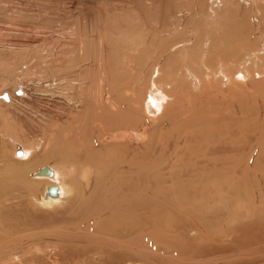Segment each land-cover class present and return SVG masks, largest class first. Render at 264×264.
Wrapping results in <instances>:
<instances>
[{"label":"rangeland","instance_id":"rangeland-1","mask_svg":"<svg viewBox=\"0 0 264 264\" xmlns=\"http://www.w3.org/2000/svg\"><path fill=\"white\" fill-rule=\"evenodd\" d=\"M0 109V264H264V0H0ZM26 147L74 165L57 204L10 173Z\"/></svg>","mask_w":264,"mask_h":264},{"label":"bare ground","instance_id":"bare-ground-1","mask_svg":"<svg viewBox=\"0 0 264 264\" xmlns=\"http://www.w3.org/2000/svg\"><path fill=\"white\" fill-rule=\"evenodd\" d=\"M229 6V5H228ZM228 9V8H227ZM164 30V29H163ZM198 31H200V29L198 30ZM203 31V30H202ZM208 31V30H207ZM205 35V34H204ZM209 35V34H208ZM211 35H213V34H211ZM76 40V39H75ZM77 43V42H76ZM164 43L165 42H163V45L161 46V47H165V45H164ZM69 44V43H68ZM141 44V43H140ZM150 44V43H149ZM245 44V43H244ZM67 45V44H66ZM83 45V44H82ZM146 45V44H145ZM160 45H161V43H160ZM210 45V44H209ZM69 46V45H68ZM151 46V45H150ZM152 46H153V41H152ZM152 46H151V48H152ZM39 47V46H38ZM70 47H71V45H70ZM155 46H153V48H154ZM218 47V46H217ZM40 48V47H39ZM150 47H149V50L151 49ZM247 48V47H246ZM42 49V48H41ZM68 49V48H67ZM71 49V48H70ZM74 49V48H73ZM78 49V48H77ZM147 49V48H146ZM163 49V48H162ZM75 50V49H74ZM144 50V49H143ZM142 50V51H143ZM165 52H167L166 51V48H164L163 49ZM260 50V49H259ZM56 52V51H55ZM148 52V51H147ZM41 53V52H40ZM76 53H78V52H76ZM149 53V52H148ZM34 54V53H33ZM55 54V53H54ZM59 54V53H58ZM145 54H147V53H145ZM144 54V55H145ZM51 55V54H50ZM34 56V55H33ZM67 56V55H66ZM79 56H82V55H79ZM144 57V56H143ZM16 58V57H15ZM81 58V57H80ZM260 58H262V57H260ZM74 59V58H73ZM83 60H84V58H82ZM148 59V58H147ZM177 59V60H176ZM174 58L173 60L175 61V63H174V65H172V62L170 63L171 64V66L169 65V69H170V75H169V77H171L172 75H174V74H176L175 72H176V70H177V66H179V62H176V61H179L178 60V58ZM263 59V58H262ZM21 60V59H20ZM82 60V61H83ZM54 62H55V60H53ZM160 61H161V59H160ZM170 61H172V59L170 60ZM173 61V62H174ZM37 62V61H36ZM59 63H60V61H58ZM57 62V63H58ZM73 62V61H72ZM56 62H55V66H57L56 64H57ZM61 63H63V61L61 62ZM69 63V62H68ZM160 63V62H159ZM159 63H157V64H159ZM177 63V64H176ZM262 63V62H261ZM65 64H66V62H65ZM81 64V63H80ZM155 65L154 67V69H153V73H152V78H150V86H149V88H148V92H150L149 90H151L152 88H154V90H153V92L152 93H150L149 95H148V99L147 100H150V102H152V105H154V106H156V104H157V109H159V110H161V109H163V110H165V109H167V107L169 106V101H170V98H171V96L172 95H170V91H168L166 88H164V85L162 84V82H161V80H162V74H160V71L157 69V66L158 65ZM4 65V64H3ZM53 65H54V63H53ZM63 65V64H62ZM75 65V64H74ZM79 65V64H78ZM78 65L76 64V66L78 67ZM177 65V66H176ZM261 65V64H260ZM52 66V65H51ZM55 66H54V69H57V68H55ZM64 66V65H63ZM66 66V65H65ZM69 66V65H68ZM175 66V67H174ZM62 67V66H61ZM51 68V67H50ZM58 68H59V66H58ZM79 68V67H78ZM176 68V69H175ZM53 69V70H54ZM63 69L64 70H67L68 71V69H66V67H63ZM70 69V68H69ZM80 69V68H79ZM96 69V68H95ZM71 70V69H70ZM21 71V70H20ZM47 71V70H46ZM57 72V71H56ZM59 72H61V71H59ZM69 72V71H68ZM88 72H89V70H88ZM36 73V72H35ZM34 73V74H35ZM42 73V72H41ZM51 73H52V71H51ZM55 73V72H54ZM71 73V72H70ZM69 73V74H70ZM24 74V73H23ZM37 74H38V72H37ZM48 74V73H47ZM56 75L57 74H59V73H55ZM156 74V76L153 78V76ZM43 75V74H42ZM53 75V74H52ZM61 75V73L59 74V77H62V76H60ZM63 76H66L67 77V74L66 75H64V74H62ZM132 75H133V73H132ZM16 76V75H15ZM58 76V75H57ZM95 76V75H94ZM134 76V75H133ZM160 76H161V79L159 80V78H160ZM175 77H176V75H174ZM178 76H179V74H178ZM177 76V77H178ZM48 77V76H47ZM74 77V76H73ZM168 77V76H167ZM176 77V78H177ZM37 78V77H36ZM68 78V80L70 79V78H72V77H67ZM12 79H13V77H12ZM11 78L10 79H7L8 81L9 80H12ZM15 79V78H14ZM13 79V80H14ZM19 79V78H18ZM56 79V78H55ZM55 79H53V82H54V80ZM60 79H63V77L62 78H60ZM77 79V78H76ZM130 79V78H129ZM133 79V78H132ZM17 80V79H16ZM15 80V81H16ZM45 80V79H44ZM43 80V81H44ZM50 81L52 80V79H49ZM59 80V79H58ZM63 80H65V78L63 79ZM61 81V82H63L64 83V81ZM67 80V79H66ZM78 80V79H77ZM76 80V81H77ZM159 80V81H158ZM180 80V79H179ZM42 81V80H41ZM57 83L56 84H58V86H59V82L57 81V80H55ZM79 81V80H78ZM134 81H135V79H134ZM178 81V80H177ZM36 82V81H35ZM52 82V81H51ZM52 82V83H53ZM71 82V81H70ZM120 82V81H119ZM182 82V81H181ZM180 82V85L183 83H181ZM39 83V82H38ZM47 83V82H46ZM55 83V82H54ZM68 84H69V82H67ZM72 83H74L73 81H72ZM93 83V82H92ZM112 83V82H111ZM131 83V82H130ZM6 84V83H5ZM35 84V83H34ZM49 83H47V85H48ZM51 84V83H50ZM66 84V83H65ZM65 84H64V86H65ZM77 84H78V82H77ZM177 84L179 85V83L177 82ZM40 85H41V83H40ZM39 85V86H40ZM55 84H53L52 85V89H53V86H54ZM69 85H72L73 86V84H69ZM105 85V84H104ZM112 85V84H111ZM168 85H174L171 81H169L168 82ZM178 85H176V86H178ZM46 86V85H45ZM50 86V85H49ZM48 86V87H49ZM57 86V85H56ZM63 85H62V87L63 88H65ZM92 86V85H91ZM103 86V85H102ZM130 86H132V85H130ZM184 86V85H183ZM47 87V86H46ZM45 87V88H46ZM60 87V86H59ZM104 87V86H103ZM111 87V86H110ZM41 88V87H40ZM50 88V87H49ZM55 88V87H54ZM68 88V87H67ZM74 88H76V89H79V87L77 86V87H75L74 86ZM107 88V87H106ZM170 88H172L171 90H173V89H176V88H173V87H170ZM179 88V87H178ZM92 89H93V87H92ZM102 89H104V88H102ZM51 90V89H50ZM54 90V89H53ZM59 90V89H58ZM80 90V89H79ZM113 90H116V89H112V90H106V89H104L103 91H99L101 94L100 95H102V96H100L101 98H100V101L102 100L103 102H102V104L103 105H107L108 107H109V110H110V112L111 113H109V110L108 109H106V110H108V112L106 113V112H104L103 111V116H106L107 114H110V115H119V114H121L122 112H124V110H125V108H123V110H122V106H119V105H117L118 103H120V102H117L116 100L118 99H115L114 98V96H112V92H113ZM177 90V91H176ZM175 91L176 92H178V93H180V88L179 89H176ZM181 90H182V88H181ZM17 91V90H16ZM54 91H56V88H55V90ZM61 92H62V90H60ZM81 91V90H80ZM78 92L77 91V96L79 97L80 95H78V93H80V94H82L83 95V93L82 92ZM93 91H94V89H93ZM120 91V90H119ZM48 92V91H47ZM65 92V91H64ZM111 92V93H110ZM125 93V92H124ZM128 93V92H127ZM59 94H61V93H59ZM120 94V93H119ZM123 94V93H122ZM121 94V95H122ZM64 95H65V93H64ZM91 95V94H90ZM96 95V94H95ZM99 95V94H98ZM114 95H117V93H114ZM135 95V94H134ZM134 95H133V98H132V100L135 98L134 97ZM179 94H177V96H178ZM66 96H67V94H66ZM85 96V95H84ZM123 96V95H122ZM77 97V98H78ZM86 97V96H85ZM103 97H104V99H103ZM136 97H137V95H136ZM174 97V96H173ZM172 97V98H173ZM15 98V97H14ZM82 98V97H81ZM81 98H78V100L81 102L82 101V99L83 100H85L84 99V97L81 99ZM88 97H86V99H87ZM98 98V97H97ZM96 98V99H97ZM172 98H171V102L173 101L172 100ZM12 99V98H11ZM10 99V100H11ZM70 99V98H69ZM75 99H76V97H75ZM136 99V98H135ZM87 100H89V99H87ZM86 100V101H87ZM99 100V99H98ZM119 100V99H118ZM127 100V99H126ZM147 100H144V104L147 102ZM12 101V100H11ZM75 101V100H74ZM73 101V102H74ZM135 102H138V101H136V100H134ZM73 102H72V105H73ZM80 102H78L77 103V107H78V104L80 103ZM83 102V101H82ZM128 102V101H127ZM135 102L133 103V104H135ZM9 103V102H8ZM11 103V102H10ZM84 103V102H83ZM123 103V102H122ZM12 104V103H11ZM75 104H76V102H75ZM81 104V103H80ZM84 104H87V103H84ZM124 104H125V102H124ZM139 104L140 103H138V106H139ZM82 105V104H81ZM100 105V104H99ZM76 106V105H75ZM126 106V105H125ZM136 106V105H135ZM73 107V106H72ZM104 107V106H103ZM128 107V106H127ZM137 107V106H136ZM146 107H147V109L148 110H150V108H149V103H146ZM84 108V107H83ZM105 108H107L106 106H105ZM105 108H103V109H105ZM79 109H80V106H79ZM131 109V108H130ZM135 108H133V110H134ZM137 109V108H136ZM138 109L141 111H143L144 113L146 112V113H149V111L146 109V108H139L138 107ZM72 110V109H71ZM129 110V109H128ZM138 110V111H139ZM5 110H3L2 111V109H0V117L1 118H3V117H5V116H7V114H5V112H4ZM126 111V110H125ZM135 111V110H134ZM137 112V111H136ZM128 113V112H127ZM124 114V113H123ZM128 117V116H127ZM85 120V119H84ZM133 120V119H132ZM109 123V122H108ZM107 123V124H108ZM136 122H134V125H133V129H132V132H128V131H125V132H120V133H115L116 131H115V129H114V126H111V128H110V130L109 131H106L105 133H104V139L103 140H105L104 141V143L106 142L108 145L109 144H111V145H114L115 143H117V142H122V143H128L129 144V142L130 141H132V140H134V139H136V137H135V134H138V136L139 137H144V132L143 131H140V130H138V128H137V126H136ZM130 125H132L131 123H130ZM128 127H130V126H128ZM97 134V133H96ZM65 139V138H64ZM66 141V140H65ZM102 144V143H101ZM63 149H66V148H63ZM24 151L23 152H25L24 154V158L26 157V158H29L30 157V154H31V158H30V160H29V162L28 163H24L25 162V160L27 161V159H21V160H16V159H14V163H15V165L16 166H13V168H11V174L14 176V177H16V178H19V179H22L25 175L27 176V178H25L26 179V183L28 184V192H30L31 194H33L34 195V193H36L37 195H38V199L37 200H40L41 201V204L42 205H44V206H51V205H54V204H57L58 202H60L61 201V199L63 198V197H66L65 195H67L68 193H71L72 192V190L70 189V187H68L67 186V184L66 183H62L61 181H59V177H65L66 175H68V174H71L72 175V173L74 172V165H72L71 164V160L70 159H68L66 156H61L60 154H59V152H54L53 153V157H51V158H60V159H62L63 161H64V167H59L57 164L55 165V164H53V163H51V162H46V163H44V164H41V163H38V164H41V165H39V166H37L35 169H33V170H30L29 171V167L30 166H32V165H35L36 164V161H39L40 162V160H37V157H38V155L36 154V152H35V149H31V148H24L23 149ZM45 154H48V153H45ZM14 155H15V153H14ZM37 155V156H36ZM48 156V155H47ZM51 156V155H50ZM43 157V156H42ZM45 157V156H44ZM14 158V157H13ZM49 158V157H48ZM44 159V158H43ZM42 159V160H43ZM23 160H24V162H23ZM49 160H52V159H49ZM126 163V162H125ZM129 163H131V162H129ZM121 164L122 163H119L118 165H119V167H122V169H124L125 167H123V164H122V166H121ZM19 165V166H18ZM118 165H117V167H118ZM24 166H26V167H28V168H24ZM131 166V165H130ZM133 167V166H132ZM130 168V167H129ZM133 171V170H132ZM75 174V173H74ZM83 175H85V173L83 174ZM83 180V179H82ZM85 180V179H84ZM90 181V180H89ZM72 186V185H71ZM39 187H42V192H40V190H38V188ZM36 196V195H35ZM144 204V203H143ZM139 205L141 206V203H139ZM135 206V205H134ZM131 208V207H130ZM112 218V217H111ZM98 223V222H97ZM98 225V224H97ZM101 225V224H100ZM101 227H102V225H101ZM114 227V226H113ZM105 229H106V227H104ZM104 228H102V229H104ZM107 228H111V227H107ZM123 229V223H122V225H120V226H118V227H116V229ZM132 228H134L132 225H130V226H127V227H124V232H128V231H131V230H133ZM94 229H95V227H94ZM93 229V230H94ZM101 229V228H100ZM107 230V229H106ZM105 230V231H106ZM112 230V229H111ZM101 231V230H100ZM113 231V230H112ZM94 232H95V230H94ZM103 232V231H102ZM118 232H121V230H118Z\"/></svg>","mask_w":264,"mask_h":264}]
</instances>
